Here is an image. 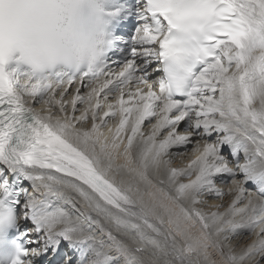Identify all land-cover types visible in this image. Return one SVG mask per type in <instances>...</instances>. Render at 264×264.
<instances>
[{"label":"snow or ice","instance_id":"obj_1","mask_svg":"<svg viewBox=\"0 0 264 264\" xmlns=\"http://www.w3.org/2000/svg\"><path fill=\"white\" fill-rule=\"evenodd\" d=\"M0 264H264V0H0Z\"/></svg>","mask_w":264,"mask_h":264},{"label":"bare ground","instance_id":"obj_2","mask_svg":"<svg viewBox=\"0 0 264 264\" xmlns=\"http://www.w3.org/2000/svg\"><path fill=\"white\" fill-rule=\"evenodd\" d=\"M70 99V98H69ZM79 114V113H78ZM77 114V115H78ZM114 122H117V119H115V120H112V121H110V123H109V125H114ZM143 131H144V129H143ZM190 150H191V147H188L185 151H187V155H189V156H191L192 155V151L190 152ZM193 156H194V154H193ZM183 160L184 161H186V160H188L187 159V157H185V156H183ZM193 158V157H192ZM179 162V161H178ZM117 163H124V158L121 156L118 160H117ZM126 179H128L127 177H126ZM117 180H119V177H117ZM230 183L231 182H229V184H228V186L230 185ZM222 187H227V185H221ZM141 187H143V185H141ZM249 187H251V186H249ZM226 189V188H225ZM231 196H232V194H230V195H227V196H225V197H222L221 198V200H222V202H223V200H225L226 202H229L230 201V199H231ZM213 196H209V198H212ZM221 200H210V202L211 203H218V202H220ZM224 201V202H225ZM66 207L68 208V207H70L69 206V203L66 205ZM226 207V206H225ZM221 210H223V209H221ZM167 226V225H166ZM193 231H196V229H193ZM240 238V236L237 238V240H236V243H239L241 246H243L245 243H247L250 239H253L254 238V236H252V235H250V234H245V236H241V239H239ZM233 244H236L235 242H233V241H231ZM238 250V249H237ZM218 258V257H217Z\"/></svg>","mask_w":264,"mask_h":264},{"label":"rangeland","instance_id":"obj_3","mask_svg":"<svg viewBox=\"0 0 264 264\" xmlns=\"http://www.w3.org/2000/svg\"><path fill=\"white\" fill-rule=\"evenodd\" d=\"M191 151H192V150H190V152H191ZM183 153H184V155H185V152H183ZM186 153H187V151H186ZM188 156H189V155H188ZM189 157H191V158H192V157H193V153H192V155H191V156H189ZM178 159H180V158H178ZM229 182H230V181H229ZM228 187H229L228 185H227V187H225V186H224V187H222L224 191L226 190V191H225V193H227V192H228ZM225 188H226V189H225ZM229 194H230V193H229ZM229 194H227V195H229ZM227 195H225V196H227ZM225 196H222V197H225ZM214 198H216V197H214ZM224 201H225V200H223V202H224ZM223 202H222V200L220 201V203H223ZM225 202H226V201H225ZM238 237H239V236H238ZM238 237H236V239H235V240H233V242H235V243H236V240H237V238H238ZM239 239H241V236H240V238H239Z\"/></svg>","mask_w":264,"mask_h":264}]
</instances>
